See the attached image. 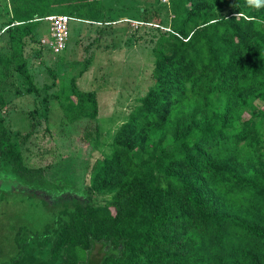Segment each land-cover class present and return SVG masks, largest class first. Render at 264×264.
<instances>
[{
    "label": "trees",
    "instance_id": "1",
    "mask_svg": "<svg viewBox=\"0 0 264 264\" xmlns=\"http://www.w3.org/2000/svg\"><path fill=\"white\" fill-rule=\"evenodd\" d=\"M51 1H27L16 23H6L11 53L0 54V71L12 65L20 93L58 100L68 123L97 120L95 90L49 95L55 79L39 87L31 71L26 49L36 43L42 55L37 32ZM170 1L171 28L145 20L136 28L157 35L154 83L117 131L111 155L93 167L89 190L108 193L107 203L64 193L44 241L31 243L39 252L25 246L12 264H264V24L257 22L264 8ZM78 4L76 17L60 14L115 24L103 21V0ZM230 6L234 12L218 16ZM31 115L33 131L22 135L0 112V167L25 179L41 171L25 160L40 126L38 109ZM97 246L103 254L94 263Z\"/></svg>",
    "mask_w": 264,
    "mask_h": 264
},
{
    "label": "rangeland",
    "instance_id": "2",
    "mask_svg": "<svg viewBox=\"0 0 264 264\" xmlns=\"http://www.w3.org/2000/svg\"><path fill=\"white\" fill-rule=\"evenodd\" d=\"M27 1L30 0H0V54L11 53L8 34L1 32L8 21L16 23V12H26ZM83 2L52 0L49 14L73 13ZM103 6V21L115 22L112 26H108L109 22L88 24L75 18L63 52L53 54L43 49L39 56L36 43L26 49L39 87L55 79L56 86L47 92L49 95L95 90L99 101L97 120L68 123L58 100L43 102L45 92L41 96L20 93L25 90L23 79L13 66L7 75L0 71V112L11 131L31 133V113L38 109L36 120L40 126L25 144L29 148L25 160L29 168L41 170L25 179L8 166L0 167V264H12L28 245L39 252L41 246L31 243L44 241L45 228L63 208L64 193H72L75 200L84 197L97 206H104L109 199L108 193L89 190L93 167L111 155L117 131L154 83L153 48L157 35L151 30L136 29L137 22L145 20L153 22L151 26L160 23L163 28H171L174 14L170 0H103ZM234 10L227 7L218 16ZM40 26L36 33L39 40L50 33L46 20ZM46 29L49 33H45ZM102 254L101 246H97L92 262Z\"/></svg>",
    "mask_w": 264,
    "mask_h": 264
},
{
    "label": "built area",
    "instance_id": "3",
    "mask_svg": "<svg viewBox=\"0 0 264 264\" xmlns=\"http://www.w3.org/2000/svg\"><path fill=\"white\" fill-rule=\"evenodd\" d=\"M50 25V33L48 37L41 39V44L47 51L58 54L66 50L71 37L70 23L75 20L74 17L68 15H50L45 18ZM143 25L137 22V27Z\"/></svg>",
    "mask_w": 264,
    "mask_h": 264
},
{
    "label": "clouds",
    "instance_id": "4",
    "mask_svg": "<svg viewBox=\"0 0 264 264\" xmlns=\"http://www.w3.org/2000/svg\"><path fill=\"white\" fill-rule=\"evenodd\" d=\"M248 6L255 7L257 9L264 8V0H246ZM241 15L240 13L237 14ZM255 19V18H253ZM258 23L264 24V20H257Z\"/></svg>",
    "mask_w": 264,
    "mask_h": 264
}]
</instances>
